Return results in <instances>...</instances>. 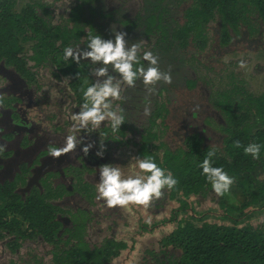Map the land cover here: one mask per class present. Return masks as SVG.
<instances>
[{"label":"trees","instance_id":"1","mask_svg":"<svg viewBox=\"0 0 264 264\" xmlns=\"http://www.w3.org/2000/svg\"><path fill=\"white\" fill-rule=\"evenodd\" d=\"M73 1L67 17L55 23L47 0L20 5L19 0H0V64L25 78H32V70L41 66L56 77L71 78L69 88L81 107L82 89L94 83V65L65 61L64 48H86L89 33L114 40L113 33L122 31L129 44L142 41L141 56L143 51L157 55L160 70L171 72L172 83L159 82L151 95L142 79L135 87L123 85L124 99L114 101L113 108L123 110L124 124L115 133L110 122L104 124L101 132L106 138L101 141L108 152L132 144L136 157H151L178 180L176 187L164 190L179 204L170 221L179 219L144 252L145 263L264 264V219L253 225L248 214L251 209L264 213V180L257 178L264 176V89H254L248 70L227 67L236 64L223 63L216 55L242 26L264 44V0H140L141 10L132 17L121 6L109 11L106 0ZM145 107L150 109L148 116ZM131 135L135 138L128 139ZM235 141L260 144L259 159L235 148ZM213 150L212 165L235 178L228 192L217 195L218 213L229 225L204 220L188 204L192 197L214 194L199 167ZM87 185L78 180L75 187ZM59 191L57 197L66 193L64 187ZM233 198L238 202L230 201ZM50 199L47 191L32 192L24 201L12 193L0 195L4 250L17 254L22 244L36 243L48 248L52 264H112L127 249L125 241L112 235L90 241L84 210L60 232L58 213L63 210ZM86 200L92 203L93 197ZM188 210L194 215L183 217ZM30 252L28 247L20 256L23 264H29Z\"/></svg>","mask_w":264,"mask_h":264},{"label":"flooded vegetation","instance_id":"2","mask_svg":"<svg viewBox=\"0 0 264 264\" xmlns=\"http://www.w3.org/2000/svg\"><path fill=\"white\" fill-rule=\"evenodd\" d=\"M106 2L108 4V0ZM129 2L130 0H118L116 4L118 8L121 6V9H126L127 16L132 17L141 9L131 14L127 7ZM108 9L112 10L109 7ZM52 16L54 18V12ZM216 33L218 34V31ZM216 55L221 57L223 63L236 64L235 67L227 66L235 70H245L238 67L239 61L245 60L248 65L246 70L250 72L251 78L258 80L254 83L252 81L254 89L257 88L259 91L264 89V44L250 36L244 26L239 29L237 37L233 36L231 44L226 48H218ZM225 56H228L227 59ZM31 65L32 63H29V66ZM93 65V71L100 66ZM41 67L51 73V79L56 84L62 81L59 90L65 91L62 95L66 101L53 94L57 90L51 89L50 93L45 91L47 82L41 78L39 80L35 69L32 70L34 73L32 78H25L12 68L0 64V145H6V150L0 152V195L12 193L19 195L20 200L24 201L32 192L43 194L47 191L51 196L49 203L63 210L62 213H58V221L62 223L60 232L71 226L75 216L79 215L78 211L84 210L87 212L85 232L89 238L88 226L93 224L95 216L90 207L95 200L97 201L96 185L100 180V164L106 162L98 160L99 157L96 156V152L100 150L101 140L106 138L101 132L104 125L95 131L92 130L93 132L89 128L78 134L85 144L94 145L87 156L81 151L84 146L82 144L61 157H51L48 154V147L63 146L65 137L70 133L74 123L68 118L69 111L74 112L70 105L73 108L81 107L75 103L69 88L71 78L56 77L48 67ZM224 68L225 66L222 69ZM109 72L119 79V74L112 72L110 67ZM93 79L95 82L94 75ZM122 87L124 88L123 85ZM107 152L104 150V156ZM78 180L93 186L87 185L77 189L75 185ZM62 187L66 193L57 197ZM86 197H93V202L87 201ZM41 248L48 249L45 245ZM3 249L0 252L2 255L7 250Z\"/></svg>","mask_w":264,"mask_h":264},{"label":"clouds","instance_id":"3","mask_svg":"<svg viewBox=\"0 0 264 264\" xmlns=\"http://www.w3.org/2000/svg\"><path fill=\"white\" fill-rule=\"evenodd\" d=\"M113 35L114 40H105L99 34L89 33L86 48L69 46L63 50L65 61L71 60L80 64L83 60L101 66L96 67L92 73L96 77L95 82L86 90L82 89L84 103L81 105L80 111L71 117L74 123L70 133L65 137L63 146L50 145L48 147V154L53 158L72 152L82 144L84 146L81 151L87 156L94 145L92 143L85 144L83 138L78 134L89 127L99 129L103 122L108 121L113 133L120 130L121 125L124 124L125 116L119 106L113 108V102L124 99L122 85L130 88L135 87L137 80L142 79L148 94L151 95L155 93V86L159 82L172 83L171 72L160 70L157 55H154L152 51H143L141 56L142 41L129 44L126 40L127 33L122 31H115ZM141 60L147 62V65L141 63ZM108 66H111L112 72L119 74V79L110 74ZM247 66L245 60L239 61L240 69H246ZM144 115H150L148 107H145ZM233 146L243 148L244 154L251 155L253 159L260 157L261 145L258 143H250L245 146L241 145L239 141H235ZM5 150L6 145H0V152ZM103 154L104 144L101 142L100 150L96 152V156L102 158ZM214 155V150L209 151L207 158L199 167L202 168V174L210 182L214 193L222 196L229 191L235 178L229 176L222 167L212 165ZM132 159L135 160L139 170L135 174L125 175L118 165L106 164L99 168L100 180L96 185V199L103 200L108 208H124L129 205L148 208L153 200L163 197L165 188L171 190L178 184V180L173 174L157 166L151 157H133ZM143 173L147 175H143ZM257 178L264 180V176Z\"/></svg>","mask_w":264,"mask_h":264},{"label":"rangeland","instance_id":"4","mask_svg":"<svg viewBox=\"0 0 264 264\" xmlns=\"http://www.w3.org/2000/svg\"><path fill=\"white\" fill-rule=\"evenodd\" d=\"M19 5L24 3L26 0H19ZM54 12V22L58 23L60 20H63L68 15V9L72 0H47ZM118 1V0H117ZM116 0H108V7L113 9L117 7ZM128 9L131 14H135L141 9L140 0H130L128 3ZM214 66H216L213 63ZM37 77L43 79L47 82L45 91L50 93L51 89L57 90L53 93L58 96L60 100L66 101L62 95L65 91L61 92L59 87L62 84V81L55 83L51 79V73L46 71L43 67L36 69ZM41 76V77H40ZM258 80H253L254 82ZM51 83V84H50ZM54 83V84H53ZM260 84V82H259ZM256 86V85H255ZM257 90V88H255ZM68 100L70 101L69 97ZM74 112L69 111V119L72 121L71 117L74 113H78L80 108H73ZM108 121L103 122V125L107 124ZM91 128V127H89ZM97 130L92 129L91 132ZM174 130L171 131V134H174ZM135 136H128V139H134ZM136 157V147L132 144L130 145H121L116 146L115 151L112 150L103 154V157H99L98 160H105V163L102 165L112 164L118 165L122 168L125 175L135 174L138 170L135 160L132 158ZM100 164V166H101ZM145 175V173H143ZM164 195L159 200H153L151 205L148 208L143 206L129 205L127 207L121 208H108L103 200L98 202L94 201L90 207L94 212L95 216L93 219V224H89L88 233L90 241L98 242L104 236L112 235L117 240H123L127 243V249L122 251L119 257H117L112 264H146L143 261L144 252L153 247L156 244L157 239H160L164 234L172 231L176 226L175 222H171L172 212L178 208L179 204L176 201L169 200L168 192L163 190ZM219 197L214 193L212 196L206 199H195L194 197L190 198L188 204L191 205L193 211L196 214H199L204 220L215 222L218 224H230V221L221 220V215L218 213L217 200ZM235 203L238 202L236 198L231 199ZM192 210H188L183 217H188L194 215ZM248 214L251 215L250 222L253 225H256L258 222L264 219V213H259L257 210L251 209L248 210ZM30 248L32 252L27 256L29 259V264H52L51 257L46 253V248H41L40 245L34 243L29 246H22L17 250V254L8 252L0 254V264H10L11 261H14L15 264H23L20 256L26 252V248ZM3 249V245H0V252ZM4 250V249H3Z\"/></svg>","mask_w":264,"mask_h":264}]
</instances>
